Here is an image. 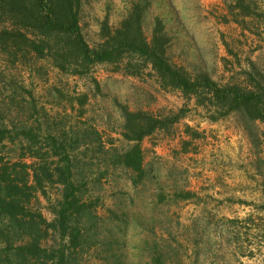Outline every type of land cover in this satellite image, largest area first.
I'll use <instances>...</instances> for the list:
<instances>
[{
    "label": "rangeland",
    "instance_id": "374dc122",
    "mask_svg": "<svg viewBox=\"0 0 264 264\" xmlns=\"http://www.w3.org/2000/svg\"><path fill=\"white\" fill-rule=\"evenodd\" d=\"M135 4L146 38L159 19L170 63L192 78L264 86V0H85L87 44ZM122 107L169 124L129 141ZM213 112L161 88L149 68L130 76L100 64L72 76L0 55V168L31 187L17 221L0 215V264H264V125ZM135 148L138 171L124 164ZM67 180L83 206L63 232ZM34 245L46 253L32 255Z\"/></svg>",
    "mask_w": 264,
    "mask_h": 264
},
{
    "label": "trees",
    "instance_id": "16d2710c",
    "mask_svg": "<svg viewBox=\"0 0 264 264\" xmlns=\"http://www.w3.org/2000/svg\"><path fill=\"white\" fill-rule=\"evenodd\" d=\"M84 1L0 0V55L12 65L25 64L33 58L47 60L59 72L72 76L87 75L100 64L113 65L117 71L130 76H138L149 68L164 90L179 91L184 98L195 99L197 105L214 108V120L237 113L243 119L264 125L263 85L257 84L251 90L234 85L220 86L205 74L192 78L184 69L172 65L166 53L168 38L163 23L156 20L148 40L142 30L143 8L139 4L131 7L116 29L111 28L107 20L101 22V41L91 48L80 27ZM237 7L247 9L245 16L251 15L243 4ZM121 111L124 136L129 141H141L169 124L168 119H156L144 112H129L125 107ZM6 133L0 129V143ZM51 141L56 143L54 138ZM124 164L135 171L141 170L139 148L125 155ZM65 184L66 196L58 211V223L63 232L68 230V218L72 216L69 212L83 206L78 197L68 191L71 182L67 180ZM26 190H31L27 182L12 177L9 168H0V215L17 221V215L25 212L20 202L26 197ZM78 237L79 230L72 241H78ZM31 241L37 239L32 237ZM30 251L32 255L46 253L36 245ZM62 260L60 264H64Z\"/></svg>",
    "mask_w": 264,
    "mask_h": 264
}]
</instances>
